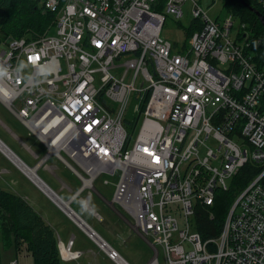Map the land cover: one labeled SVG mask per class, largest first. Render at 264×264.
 Masks as SVG:
<instances>
[{
    "label": "built area",
    "instance_id": "built-area-1",
    "mask_svg": "<svg viewBox=\"0 0 264 264\" xmlns=\"http://www.w3.org/2000/svg\"><path fill=\"white\" fill-rule=\"evenodd\" d=\"M187 1L195 28L179 46L161 31L168 13L184 15ZM257 1L264 9V0ZM44 9L57 14L56 34L49 35V28L33 39L0 38L7 43L0 48L7 72L0 85L12 93L0 100L45 147L41 157L33 151L39 158L33 167L55 155L81 185L66 184L72 192L67 200L19 168L78 223L82 216L72 200L84 189L89 194L81 201L94 193L104 198L96 178L117 174L111 201L150 240L154 253L147 264H160L158 245L166 264H264V65L254 59L246 24L241 45L231 36L234 15L219 21L199 0H44ZM122 65L118 77L112 69ZM41 66L55 71L42 75ZM133 96L135 119L127 117ZM45 114L72 133L83 154L51 146L39 128ZM140 115L129 147L125 123L135 124ZM84 155L95 162L87 163ZM248 162L259 171L238 192L219 234L203 239L196 210L212 206L216 191L228 190L227 179ZM46 167L55 172L59 166ZM100 246L118 264H132L112 245ZM58 247L65 262L82 255L73 239L58 241Z\"/></svg>",
    "mask_w": 264,
    "mask_h": 264
},
{
    "label": "rangeland",
    "instance_id": "rangeland-1",
    "mask_svg": "<svg viewBox=\"0 0 264 264\" xmlns=\"http://www.w3.org/2000/svg\"><path fill=\"white\" fill-rule=\"evenodd\" d=\"M200 4L208 10L209 14L217 18L219 21H222L230 13L234 15V25L232 27L231 36L241 45L245 43L246 38L241 35L244 31L242 28V19L235 15V13L230 10L229 6L226 5V0H199ZM184 10V15L180 19L176 18L174 15L168 13L164 26L161 31V35L170 40L174 44L179 46H184L188 43V35L186 28L191 25L193 22V15L190 10V1H187L182 6ZM57 26L50 28L49 35L56 34ZM249 37L252 32L246 26ZM11 38H7V42H10ZM7 43H1L0 48H6ZM129 58V55L123 56L117 63H122ZM125 66H119L113 68L112 71L118 77H121L125 71ZM128 79V75L125 80ZM138 103V99L133 96L128 104L127 117H132L135 119L136 112L135 108ZM134 111V113H133ZM143 115H140L136 123H128L125 125L131 133V138L129 141V147L134 143L139 129L141 127ZM0 138L18 155L20 156L28 165L34 166L38 159L34 152H37L41 157L45 152V147L42 142L33 134H29L28 128L22 124L18 116L13 113L1 100H0ZM203 152V150H202ZM72 162L71 158H69ZM74 163V162H72ZM15 160L5 153L0 148V186L15 192L23 193L30 198H33L39 204H43L46 207L53 205L54 202L49 196L45 194L43 190L40 189L18 166ZM46 165L49 166H59L55 172L48 169ZM46 165H43L37 169L38 174L64 199H70L72 192L67 188L66 184H70L72 187L77 189L81 185V180L75 175V173L57 156H52L46 162ZM21 166V165H20ZM232 178H228L227 182L231 184ZM118 181V175H111L106 172H102L98 175L95 180L96 188L102 193V195L107 200H112L114 190ZM89 194L88 189H84L81 194L74 198L71 202L72 207L93 227L100 233H105L106 226L105 224L109 220H116L119 218L118 214L114 209L109 207L106 209L104 207L105 201L100 198L96 193H94L89 199V205L95 211H99L105 217V220L102 221L99 219V216L96 213H92V209L88 207L87 211L82 210L81 198L87 197ZM55 203V202H54ZM56 207H58L56 205ZM115 208L128 220L134 222V217L127 212L121 205L116 203ZM59 209V208H58ZM63 219L67 217L63 216ZM55 231V230H54ZM78 245L82 241V246L85 250H90L97 252V257L101 260L102 264H115L110 261L108 257L103 259V250L100 249L89 237H84L81 233L77 232ZM120 242H115L109 240L121 253V255L127 259L132 264H147V262L153 256V249L151 246L145 242V240L136 234L130 240L126 241L125 238L121 237ZM123 239V240H122ZM159 247V263L166 264L164 255L162 253V248ZM89 251V253H92ZM13 259H18L20 264H34V258L31 252L26 250L24 247L17 251L13 242V236L11 239L6 240L0 238V264H10ZM66 264H72L66 262ZM75 264V263H73ZM81 264H91L89 258L84 256L81 259Z\"/></svg>",
    "mask_w": 264,
    "mask_h": 264
},
{
    "label": "trees",
    "instance_id": "trees-1",
    "mask_svg": "<svg viewBox=\"0 0 264 264\" xmlns=\"http://www.w3.org/2000/svg\"><path fill=\"white\" fill-rule=\"evenodd\" d=\"M245 1L264 14L257 0ZM226 5L252 32L249 37L251 51L256 62L264 65V25L258 15L242 0H226ZM56 17L55 12L44 9V0H0V38H36L53 26ZM192 24L186 28L188 37L195 28ZM258 171L254 164L248 162L232 178L228 190L216 191L212 206H200L196 210L195 226L203 239L219 234L238 192ZM11 236L17 251L24 247L31 252L34 264H66L61 258L53 227L27 199L0 186V238L9 240Z\"/></svg>",
    "mask_w": 264,
    "mask_h": 264
},
{
    "label": "crops",
    "instance_id": "crops-1",
    "mask_svg": "<svg viewBox=\"0 0 264 264\" xmlns=\"http://www.w3.org/2000/svg\"><path fill=\"white\" fill-rule=\"evenodd\" d=\"M39 169V168H37ZM50 186V185H49ZM51 187V186H50ZM52 188V187H51ZM53 189V188H52ZM42 190V189H41ZM55 190V189H54ZM56 191V190H55ZM19 193V192H17ZM22 197H24L25 199H27L32 206L35 208V210H37L42 216L43 218L53 227V229L56 232V235L58 237V241H62L64 243H67L70 239H73V247L74 249H78L82 251V255L79 258L78 261H67L70 263H75V264H81V259L84 256H87L89 258V261L91 264H102L101 260L98 259L97 257V252L98 251H91L90 250H85L82 246V241L80 242V244L78 245V239H77V232L81 233L84 237H89L100 249L103 250V259H106L108 257V259L112 262H114L115 264H118L116 261L112 260L107 252L101 248L100 246V242H98L93 236H91L90 232L85 229L80 223H78L75 219H73L70 215H68V213H66L61 207H59L56 203L52 202L53 205H50L49 207H46L43 204H39L38 202H36V200H34L33 198H30L29 196L24 195L23 193H19ZM46 194V193H45ZM60 194V193H59ZM47 195V194H46ZM48 196V195H47ZM71 198V197H70ZM102 198V197H100ZM105 198V197H104ZM105 201V205L104 207L106 209H108L109 211V207L111 209H114L116 211V213L118 214L119 218L116 220H109L105 226H106V231L105 233H100L99 231H97L93 225H91L90 223H88L83 217V219L105 240L107 241V243H109L110 245H112L114 248H116L113 244H111L109 242V240L115 241V242H120V238L123 237L126 239V241L130 240L133 236H135L136 234H138L139 236H141L146 243H148L151 248H152V244L150 242L149 239L145 238L139 231L138 229L135 227L134 222H131L130 220H128L125 216H123L116 208V205H111L110 201L111 200H107L106 198L104 199ZM69 200V199H67ZM56 205L58 207H56ZM59 208V209H58ZM92 209V208H91ZM98 213L99 219L104 221L105 217L103 216V214H101L99 211H95ZM65 214L67 217H65V215H63L65 217V219H63L62 214ZM123 240V239H122ZM117 249V248H116ZM153 249V248H152ZM118 250V249H117ZM89 251H91L92 253H89ZM119 251V250H118ZM120 252V251H119ZM121 254V253H120Z\"/></svg>",
    "mask_w": 264,
    "mask_h": 264
},
{
    "label": "bare ground",
    "instance_id": "bare-ground-1",
    "mask_svg": "<svg viewBox=\"0 0 264 264\" xmlns=\"http://www.w3.org/2000/svg\"><path fill=\"white\" fill-rule=\"evenodd\" d=\"M39 128L42 129V131L45 133L44 136L49 141H51L52 147H67L71 151L76 150L78 154L82 153L81 148L79 147L78 140L73 137L72 133L70 131L65 132L63 130V124L61 122H58L57 119H54L49 114H45L43 117V120L39 122ZM0 148L7 153L13 160H15L17 163H21L19 159H17L8 149L5 148V146L0 143ZM83 154V153H82ZM82 159L86 161L87 163H93L95 162L94 157H87L82 156ZM20 166V165H19ZM21 167L25 170V172L34 178V171L37 172V167H27L25 165H21ZM129 197L132 199H135V195L128 191ZM67 203V202H66Z\"/></svg>",
    "mask_w": 264,
    "mask_h": 264
},
{
    "label": "water",
    "instance_id": "water-1",
    "mask_svg": "<svg viewBox=\"0 0 264 264\" xmlns=\"http://www.w3.org/2000/svg\"><path fill=\"white\" fill-rule=\"evenodd\" d=\"M244 2V4H246L247 6H249L250 9H252L259 17L260 21L262 22V24L264 25V14L256 9L255 7H253L251 4H249L247 1L242 0ZM0 143H2L6 149H8L17 159H19V161L21 163H19V165H25L27 167H30L20 156H18L1 138H0ZM12 159V158H11ZM18 166V164H17ZM19 167V166H18ZM33 167V166H31ZM35 168V167H34ZM35 183H37V185H39L42 189H45V191H48L51 194H54V190L49 186V184L36 172L34 171V178L29 176ZM111 205H114V203L112 201H110ZM65 208H69L70 211L71 207L69 205V201H67V203L64 205ZM77 219L79 220V223L85 228L87 229L91 236H93L98 242H100L102 245H107L109 243H107V241H105L85 220H83L81 217H77Z\"/></svg>",
    "mask_w": 264,
    "mask_h": 264
},
{
    "label": "clouds",
    "instance_id": "clouds-1",
    "mask_svg": "<svg viewBox=\"0 0 264 264\" xmlns=\"http://www.w3.org/2000/svg\"><path fill=\"white\" fill-rule=\"evenodd\" d=\"M42 75H50L52 72L55 71L54 66H41L40 68ZM7 75L6 69H4L2 66H0V79H2L4 76ZM0 96H2L4 99H11L12 93L6 89L4 86L0 85ZM82 210L87 211L88 210V202L87 201H81ZM92 213H95V208L93 206Z\"/></svg>",
    "mask_w": 264,
    "mask_h": 264
},
{
    "label": "snow or ice",
    "instance_id": "snow-or-ice-1",
    "mask_svg": "<svg viewBox=\"0 0 264 264\" xmlns=\"http://www.w3.org/2000/svg\"><path fill=\"white\" fill-rule=\"evenodd\" d=\"M31 59V58H30Z\"/></svg>",
    "mask_w": 264,
    "mask_h": 264
}]
</instances>
